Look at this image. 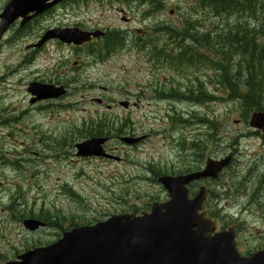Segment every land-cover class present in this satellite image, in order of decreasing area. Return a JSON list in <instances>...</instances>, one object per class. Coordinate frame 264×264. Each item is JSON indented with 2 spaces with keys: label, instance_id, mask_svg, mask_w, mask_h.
Instances as JSON below:
<instances>
[{
  "label": "rangeland",
  "instance_id": "374dc122",
  "mask_svg": "<svg viewBox=\"0 0 264 264\" xmlns=\"http://www.w3.org/2000/svg\"><path fill=\"white\" fill-rule=\"evenodd\" d=\"M8 2L0 0V13ZM243 21L216 15L195 0H64L23 28L18 22L10 26L0 39V263L56 241L71 225L146 212L167 198L156 175L196 171L206 159L228 154L229 166L208 182L213 195L206 208L217 211L218 229L238 223L241 255L264 249V134L248 127L245 112L228 100L215 77L222 62L217 36ZM73 26L116 31L121 39L103 52L109 40H97L88 51L54 41L29 48L46 30ZM202 35H209L207 42L192 38ZM186 47L195 50L189 65L181 59ZM232 61L241 60L232 55ZM31 81L62 83L68 93L31 105ZM151 83L199 88L214 94V101L164 100L153 94ZM101 93L104 104L93 103ZM136 99L140 107L132 105ZM125 100L128 109L117 105ZM99 117L113 121L116 130L129 129L113 135V128V136L140 142L109 141L106 150L116 161L76 157L84 124ZM38 215L51 222L27 232L22 220Z\"/></svg>",
  "mask_w": 264,
  "mask_h": 264
},
{
  "label": "water",
  "instance_id": "95a60500",
  "mask_svg": "<svg viewBox=\"0 0 264 264\" xmlns=\"http://www.w3.org/2000/svg\"><path fill=\"white\" fill-rule=\"evenodd\" d=\"M62 0H11L0 15V38L19 18L22 27L32 18L43 14ZM103 33L83 32L78 28L52 29L44 33L36 48L48 40L81 45ZM27 92L34 98L30 103L57 99L65 94L62 87L30 83ZM126 107V103H122ZM248 127L264 133V111L250 114ZM141 138H121L130 145ZM107 139L93 138L77 144V156L105 157L102 145ZM231 157L221 161L207 160L204 169L176 177L163 176L158 182L168 194L164 203H152L149 213L113 215L90 226L64 232L59 240L33 248L15 260L3 264H264V249L241 256L234 241V228L215 232L214 220L201 212L207 189L200 187L189 198L186 185L192 181L218 178ZM24 228L33 232L45 226L41 221L25 219Z\"/></svg>",
  "mask_w": 264,
  "mask_h": 264
},
{
  "label": "trees",
  "instance_id": "16d2710c",
  "mask_svg": "<svg viewBox=\"0 0 264 264\" xmlns=\"http://www.w3.org/2000/svg\"><path fill=\"white\" fill-rule=\"evenodd\" d=\"M195 2L198 6L206 8L216 15H232L238 21L244 20L243 23H237L228 31L220 34L221 36H217L220 41L217 42L216 50H214L216 57L222 61L216 66L218 67L215 76L217 77L216 84H221L219 86L226 93L228 100H233L232 102L240 105L246 114L243 118V121H245L251 112L264 110V0H195ZM250 25H253V27L251 28ZM113 38L109 45L112 42L118 44L119 39H121L118 35ZM192 38L202 39L194 40L196 43H204L207 42L209 35H202L200 38L192 36ZM211 47L207 48L208 52L213 50ZM185 51L187 52L182 51L181 59L189 65L188 60L192 61L193 59L189 53H195V50L192 47H186ZM232 55L239 56L241 61L234 63ZM195 57L197 60L204 61L205 59L210 65H215V62L204 55L199 57L196 54ZM202 96L200 94L197 101H203ZM206 100L208 99L206 98ZM112 129L113 122L104 120L100 129L88 126L85 131L89 136H105L111 135ZM114 131H120V134H122V132L127 133L129 129L126 126H120ZM210 195H213L212 191ZM208 214L216 217L217 211L208 209ZM36 217L44 222H51L49 217L43 215ZM52 224L55 225V223ZM75 226L77 225H71L70 228Z\"/></svg>",
  "mask_w": 264,
  "mask_h": 264
},
{
  "label": "flooded vegetation",
  "instance_id": "af4514ba",
  "mask_svg": "<svg viewBox=\"0 0 264 264\" xmlns=\"http://www.w3.org/2000/svg\"><path fill=\"white\" fill-rule=\"evenodd\" d=\"M82 30H84V29H82ZM86 31H91V30H86ZM103 32H104V35H103L102 38L99 39L100 41L110 40L113 35L118 34V32H116V31L111 32L109 34H108L107 31H103ZM54 42H57V41H54ZM95 42H96V40H93L90 43H87V44H85L83 46H80V47H74V46H69V47L74 48V49H86L87 48V51H88V48H91L94 45ZM87 51H86V53H87ZM151 56L152 57H157L158 56V53L156 52V53L152 54ZM48 84H52V83H48ZM53 85H55V86H62L63 88H65L66 92L68 93V89L62 83H57V84H53ZM149 88H151L153 94H155L156 97L161 98V99H164V100H170V101H172V100H182V99H186V100H191V101L195 102V101H197L199 99V95L200 94L203 95L202 97L204 99L205 98H208V99L214 98V96H215L214 94L204 92V91H202L199 88H186V89L183 90L182 88H179L178 85H176V86L170 85L169 86L168 83H164V84H161V85H158L157 83L153 85V83H151V86ZM105 90H106V88H102V91L105 92ZM67 93H66V95H67ZM98 96L100 98L99 97L92 98L91 101L93 103H96L97 105H103L104 104V102H103L104 96L102 95V93H101V95L98 94ZM96 100H101V103L97 102ZM125 101H127V100H125ZM127 102H128V107H127V109H128L130 103H129V101H127ZM139 102H140V100L139 99H136V101L134 103H132V105L133 106H136V107H140V105H139L140 103ZM40 103H42V102H39V104ZM171 105L174 107L173 104H171ZM105 107H106V105H105ZM111 109H112V106H111ZM97 121H98L97 122V126L98 127H101L102 126V119H101V117H99ZM105 149H106V145H105ZM171 173L172 172H170V174ZM171 175H177V173H173ZM205 184L208 185L207 182H205ZM196 185L199 186V183L194 182V183L189 184V190H190V193L191 194L195 191L194 186L196 187ZM192 189H193V192H191Z\"/></svg>",
  "mask_w": 264,
  "mask_h": 264
},
{
  "label": "bare ground",
  "instance_id": "6f19581e",
  "mask_svg": "<svg viewBox=\"0 0 264 264\" xmlns=\"http://www.w3.org/2000/svg\"><path fill=\"white\" fill-rule=\"evenodd\" d=\"M240 78H241V75H240ZM242 80V79H241ZM222 82V81H221ZM242 83V82H241ZM234 84V83H233ZM240 84V83H239ZM219 85H221V84H219ZM223 86V85H222ZM236 86V85H235ZM240 88V87H239ZM239 100V99H238ZM233 101V100H232Z\"/></svg>",
  "mask_w": 264,
  "mask_h": 264
}]
</instances>
